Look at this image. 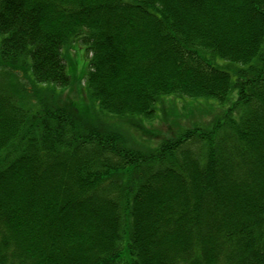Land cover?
Returning <instances> with one entry per match:
<instances>
[{
    "label": "trees",
    "instance_id": "trees-1",
    "mask_svg": "<svg viewBox=\"0 0 264 264\" xmlns=\"http://www.w3.org/2000/svg\"><path fill=\"white\" fill-rule=\"evenodd\" d=\"M0 71V264H264V0H0Z\"/></svg>",
    "mask_w": 264,
    "mask_h": 264
},
{
    "label": "rangeland",
    "instance_id": "rangeland-1",
    "mask_svg": "<svg viewBox=\"0 0 264 264\" xmlns=\"http://www.w3.org/2000/svg\"><path fill=\"white\" fill-rule=\"evenodd\" d=\"M73 47L70 50V56L66 55L67 59V73L70 75L71 82L66 87V92H69L70 97L79 104L81 109L83 110V115L86 116L91 122H94L95 114L90 103L85 100V97L81 95L82 89L84 87L85 82V75L88 71V56L85 51V47L83 45H79L77 42L73 43ZM66 54V50H65ZM69 56V57H67ZM17 79L15 80L12 77H9L6 72L0 71V84H8L14 83L21 86L23 89H30L29 85L23 81V74L16 73ZM6 77L10 80H6ZM7 81V82H6ZM6 82V83H5ZM60 88L59 91H63L64 88ZM60 91V92H61ZM67 94V93H66ZM76 97V98H75ZM165 101H162L156 111V115L153 117V120H149L148 118H139L141 128L145 126V130L147 128L153 129L146 134H142L139 141L141 144H157V140H153L157 134L168 136L169 133H164L168 128L173 127L175 125L182 126V127H191L193 124L200 123L204 125L208 122H211L208 117H206V113L209 110L204 105H197L194 103L192 99L189 100L190 103H187L185 100H176L173 98L165 97ZM189 99V97H188ZM200 101L206 103L205 99L211 100L213 98H198ZM187 100V99H186ZM194 106V107H193ZM118 120V119H117ZM117 123H121L120 120ZM141 128L138 129L139 132ZM144 130V131H145ZM124 131V129H122ZM143 131V132H144ZM139 135V134H138ZM139 138V137H138Z\"/></svg>",
    "mask_w": 264,
    "mask_h": 264
}]
</instances>
